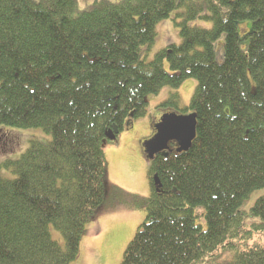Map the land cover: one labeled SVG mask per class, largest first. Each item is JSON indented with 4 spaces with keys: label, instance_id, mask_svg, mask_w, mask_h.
<instances>
[{
    "label": "trees",
    "instance_id": "trees-1",
    "mask_svg": "<svg viewBox=\"0 0 264 264\" xmlns=\"http://www.w3.org/2000/svg\"><path fill=\"white\" fill-rule=\"evenodd\" d=\"M77 8L0 0V129L52 137L0 164V264H72L110 187L106 134L188 79L197 82L189 105L172 92L161 107L196 113L197 137L188 152L171 145L149 161L152 192L135 196L146 217L121 264H264V0ZM173 13L181 43L148 60L144 48Z\"/></svg>",
    "mask_w": 264,
    "mask_h": 264
},
{
    "label": "rangeland",
    "instance_id": "rangeland-1",
    "mask_svg": "<svg viewBox=\"0 0 264 264\" xmlns=\"http://www.w3.org/2000/svg\"><path fill=\"white\" fill-rule=\"evenodd\" d=\"M98 0H78L77 10L84 12L93 8ZM117 3L121 0H107ZM173 13L170 18L163 20L157 26V36L151 47L144 48L143 54L148 60L169 44H180V28L175 24ZM192 25L210 28L211 24L196 20ZM252 23L243 21L241 30H250ZM239 26V27H240ZM170 71L169 63H165ZM197 82L188 79L180 89L166 86L158 95L148 96V114L134 120L133 127L121 130L114 143L108 142L105 146V155L108 163V179L110 187L107 189L106 201L96 220L87 227V233L82 238L78 258L72 264H121L127 246L135 237L139 226L143 223L146 212L135 208L136 201L149 197L152 192L149 176L150 163L143 153L140 142L153 132L152 120L157 114L176 111L164 109L161 104L168 100L172 92H179L180 107L189 105L194 94ZM166 111V112H167ZM183 114V110L178 111ZM51 135L39 128L0 129V164L7 160H16L28 148L31 140L49 142ZM9 139L11 143H6ZM2 174L13 178V174L2 169ZM137 195L143 197H135ZM56 239L59 233L53 232Z\"/></svg>",
    "mask_w": 264,
    "mask_h": 264
},
{
    "label": "water",
    "instance_id": "water-1",
    "mask_svg": "<svg viewBox=\"0 0 264 264\" xmlns=\"http://www.w3.org/2000/svg\"><path fill=\"white\" fill-rule=\"evenodd\" d=\"M198 116L196 113L178 114L177 112L165 113L160 121L154 125V135L142 142L144 153L149 160L162 155L168 157L172 151L170 144L177 146L178 153L188 152L197 137ZM119 129L114 127L106 137L109 141H115ZM154 184L158 192L161 189V181L158 175L154 176Z\"/></svg>",
    "mask_w": 264,
    "mask_h": 264
},
{
    "label": "flooded vegetation",
    "instance_id": "flooded-vegetation-1",
    "mask_svg": "<svg viewBox=\"0 0 264 264\" xmlns=\"http://www.w3.org/2000/svg\"><path fill=\"white\" fill-rule=\"evenodd\" d=\"M159 119H160V116H159V114H157V117L154 119V122L157 123V122L159 121ZM124 129H130V127L127 128L126 126H124L123 130H124ZM153 133H154V132H152V134H150L146 139H150V138L153 136ZM146 139H145V140H146ZM145 140H142L141 142H143V141H145ZM141 142H140V145H141Z\"/></svg>",
    "mask_w": 264,
    "mask_h": 264
}]
</instances>
